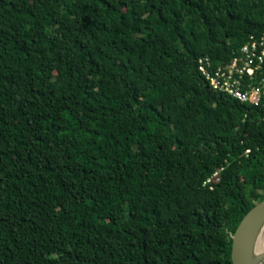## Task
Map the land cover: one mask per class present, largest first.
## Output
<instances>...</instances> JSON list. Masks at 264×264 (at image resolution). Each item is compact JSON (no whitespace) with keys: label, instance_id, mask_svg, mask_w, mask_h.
<instances>
[{"label":"trees","instance_id":"1","mask_svg":"<svg viewBox=\"0 0 264 264\" xmlns=\"http://www.w3.org/2000/svg\"><path fill=\"white\" fill-rule=\"evenodd\" d=\"M263 35L264 0H0V264H233L264 102L199 60Z\"/></svg>","mask_w":264,"mask_h":264},{"label":"built area","instance_id":"2","mask_svg":"<svg viewBox=\"0 0 264 264\" xmlns=\"http://www.w3.org/2000/svg\"><path fill=\"white\" fill-rule=\"evenodd\" d=\"M199 70L215 90L259 106L264 102V35L252 36L229 63L214 66L209 58H200ZM220 178V171L206 184Z\"/></svg>","mask_w":264,"mask_h":264},{"label":"water","instance_id":"3","mask_svg":"<svg viewBox=\"0 0 264 264\" xmlns=\"http://www.w3.org/2000/svg\"><path fill=\"white\" fill-rule=\"evenodd\" d=\"M264 232V200L241 220L233 234V264H264V250L258 244Z\"/></svg>","mask_w":264,"mask_h":264},{"label":"bare ground","instance_id":"4","mask_svg":"<svg viewBox=\"0 0 264 264\" xmlns=\"http://www.w3.org/2000/svg\"><path fill=\"white\" fill-rule=\"evenodd\" d=\"M258 248H259V251L264 250V232H263L261 238L259 239Z\"/></svg>","mask_w":264,"mask_h":264}]
</instances>
